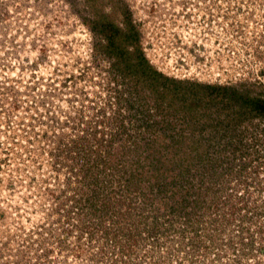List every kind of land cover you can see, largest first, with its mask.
Returning a JSON list of instances; mask_svg holds the SVG:
<instances>
[{
    "label": "rangeland",
    "instance_id": "obj_1",
    "mask_svg": "<svg viewBox=\"0 0 264 264\" xmlns=\"http://www.w3.org/2000/svg\"><path fill=\"white\" fill-rule=\"evenodd\" d=\"M108 23L168 78L264 87V0H0V264H264L262 122L191 129L170 101L163 144L200 143L203 157L169 178L141 160L150 179L135 192L102 166L106 146L120 156L162 132L151 104L139 109L142 78L104 53Z\"/></svg>",
    "mask_w": 264,
    "mask_h": 264
},
{
    "label": "trees",
    "instance_id": "obj_2",
    "mask_svg": "<svg viewBox=\"0 0 264 264\" xmlns=\"http://www.w3.org/2000/svg\"><path fill=\"white\" fill-rule=\"evenodd\" d=\"M122 27L123 25H119V23H108L99 28L98 32L100 37L104 41L106 40V45H103L106 47L104 53L110 54L112 57H115L116 60L118 59V62L120 61V64H117V68L129 73L136 72L135 76L139 79L142 78L143 83L139 85L138 80V82L135 83L136 88H141V90H138L141 95L145 92L151 91V96L148 100L149 104H146L144 100V103H141L142 105H140L139 109L141 112L145 110L148 114L150 107L147 105L151 104L160 118V127H162L160 128L162 129L161 134L159 133L155 137L156 139L159 138L158 141L145 143L144 145L134 143L135 145L133 146L132 151H129L128 147L122 146L119 148L121 151L120 156L117 150L115 151L116 153H113L110 146H106V149L103 150L102 153L104 155V160H102V166H105L104 169L109 166L115 170L118 179L122 181L124 180L127 188L129 187L135 192L137 189H142V185H144L147 180L149 181L150 178L144 171L145 166L142 165L143 162L141 160H145L152 165L148 168V172H150V174H148L150 176L154 177V173L156 172L155 169L159 164L163 168L161 175L169 178L172 177L169 176L173 171L171 169L172 166L177 165L178 163L183 165L188 164L190 155H187V153L195 152L197 157H203L205 154L204 145L200 143L190 147L184 146L178 148L179 146H177L178 150L175 152L168 151L169 145L163 144L164 139L171 135L170 133H172V130L175 127L172 122L170 123L166 119L171 103L182 102V113L184 112L183 110L185 107L188 108L187 113L188 116L190 115L189 118L191 121L187 123L188 127L191 129L198 128L196 123H200V126H211L215 124L218 125L217 127L229 128L237 123H241L238 122V120L242 118H250V126H256L255 123L262 122L261 125L264 127L263 86L259 87L261 91L258 92V94H254L253 90H246V87L237 85L203 84L200 82L180 81L168 78L154 70L149 65L148 61L143 58L139 46L136 45V39H134V37L132 38L130 31H127ZM121 50L123 52H121ZM171 85L176 87L175 90L177 93L170 90ZM196 93H198V97ZM202 101H206L207 104L205 107L200 106ZM188 102L191 104L189 107L187 106ZM232 107L235 108V110H233ZM202 108L204 112H200ZM230 108L232 109V113L239 116V118H235V122L232 121L234 119L233 115L226 114V109L229 111ZM215 110L224 116L216 118V120L211 118L212 112ZM154 115L155 113L152 116ZM202 122L204 123L202 124ZM183 124L186 125L185 121H183ZM253 129H256V127H253ZM120 130L123 133L124 126L120 127ZM148 131L151 133L153 132L149 129ZM247 132L248 130L241 132L236 136L234 144H232V153L235 155H237L236 152H239L242 156L248 154L247 152L249 149L247 142L249 143V140ZM171 138H173V136H171ZM186 139L187 137L185 136L179 137L181 143L185 142ZM109 145H111V142H109ZM172 146L173 145H170V147ZM133 156L137 158H134ZM218 157L219 156H216V158L214 157L212 161L216 162L220 160ZM99 162H101V160H99L98 163ZM240 164H243V162H240ZM212 167L214 170L215 167L211 166L210 168ZM178 178V184L185 180L183 179L184 177ZM144 194L145 193H143V195ZM174 195L176 196L177 194L175 193Z\"/></svg>",
    "mask_w": 264,
    "mask_h": 264
}]
</instances>
